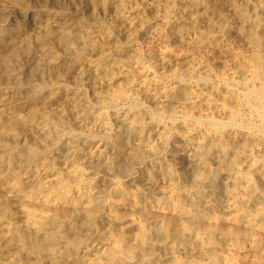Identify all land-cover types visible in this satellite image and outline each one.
I'll list each match as a JSON object with an SVG mask.
<instances>
[{
  "label": "clouds",
  "instance_id": "clouds-1",
  "mask_svg": "<svg viewBox=\"0 0 264 264\" xmlns=\"http://www.w3.org/2000/svg\"><path fill=\"white\" fill-rule=\"evenodd\" d=\"M0 264H264V0H0Z\"/></svg>",
  "mask_w": 264,
  "mask_h": 264
}]
</instances>
